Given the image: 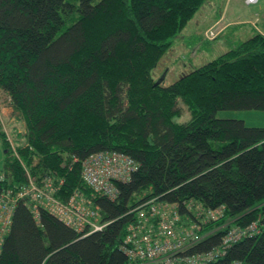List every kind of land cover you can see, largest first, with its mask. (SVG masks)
<instances>
[{"label":"trees","instance_id":"16d2710c","mask_svg":"<svg viewBox=\"0 0 264 264\" xmlns=\"http://www.w3.org/2000/svg\"><path fill=\"white\" fill-rule=\"evenodd\" d=\"M209 3L217 1L0 0V103L22 128L8 132L16 157L0 125V199L13 206L0 264H132L127 228L157 218L143 201L175 205V228L201 224L191 201L222 207L189 254L220 252L226 227L254 224L208 264H264V128L216 117L264 111V35L167 85L152 76ZM106 152L134 165L129 180L113 182V199L82 177V163ZM46 178L59 202L82 196L102 229L76 231L32 208L29 195L18 197L30 179L40 186Z\"/></svg>","mask_w":264,"mask_h":264},{"label":"built area","instance_id":"2783aa9c","mask_svg":"<svg viewBox=\"0 0 264 264\" xmlns=\"http://www.w3.org/2000/svg\"><path fill=\"white\" fill-rule=\"evenodd\" d=\"M249 2H254V0H249ZM1 118L3 116H1L0 111ZM0 125L7 135L13 154L17 157L3 120L0 121ZM133 169L134 165L130 159L116 153L106 152L104 155L90 157L88 161L82 163V177L87 186L94 192L108 195L109 198L113 199L115 191L110 185V181L114 179L129 180V174ZM33 182L30 179L29 188H20L18 193L19 198L23 194L30 196V201L33 203L32 208L43 207L47 212L76 231H82L86 227L93 232L103 227L97 223L98 213L92 211L89 204L87 205L85 199L79 194H74L66 204H63L54 198L57 187L51 179H44L40 186H36ZM142 206L153 207L151 215L157 216V218L155 222H147V219L144 218L138 224L127 228V234L123 241V251L131 260L136 259L137 264H154L155 261L158 262L157 259L163 261V264H208L217 256L222 255L232 243L240 238L250 236L255 230L253 224L245 228H229L221 239L222 250L220 252L189 254V251L201 239L199 234L201 224L207 220L222 217L223 208L202 212L199 209V204L191 201L188 206L197 210V216L201 214V224L188 221L187 225H180L175 228L173 224L179 219L173 212V209L176 210L175 205L164 203L158 204L156 207L152 203ZM12 207V204L8 205V201L0 199V242L10 224ZM35 217L37 220V214ZM166 241L168 244L161 246Z\"/></svg>","mask_w":264,"mask_h":264},{"label":"rangeland","instance_id":"374dc122","mask_svg":"<svg viewBox=\"0 0 264 264\" xmlns=\"http://www.w3.org/2000/svg\"><path fill=\"white\" fill-rule=\"evenodd\" d=\"M213 1H217V3H209V5H207L209 8L207 12L209 13L212 10V13L209 14L208 17L206 16L205 18H203V20L199 19L198 17H195L194 19L193 17L192 20L186 25L184 30L180 33V36L174 39V43L171 46V49L166 53L165 56H163V58L159 62V65L152 72L154 80H161L162 82H164L163 80L165 79L166 83L173 82L178 77H180L179 74L181 73V71H184V68L182 69L183 64H186L187 70L191 71L192 69L206 63L207 61L212 60L217 55L223 53L228 48V46L247 39L249 35L246 34L248 30L252 29L249 28V25L247 24L229 27L224 33H222L223 35H219L220 37L218 41L204 42L194 36L193 32H195L196 27L202 25L203 23H205L206 25L211 18L212 20L217 21L218 19H220V17H224L222 23L225 24L227 23V20L239 17L240 15H244V13L246 12H249L248 15H250L258 8H261L262 11H264V0H258L255 5H244L243 0ZM245 1L247 4L250 3L249 0ZM215 11L216 13L214 14ZM212 34L216 33L212 32ZM172 66L175 68V70L171 72L170 67ZM160 78H162L163 80ZM0 111L1 116H3L0 121H5L6 131L8 130L9 125H14L22 130L21 124L15 122L12 118L9 117V113L7 110H5V107L3 105H0ZM216 117L220 119H239L243 120L244 124L247 127L264 128V111L226 110L218 111L216 113ZM183 120H186V117H184ZM2 156L3 154L0 146V170L2 168ZM152 208L153 207L147 209H150L151 211Z\"/></svg>","mask_w":264,"mask_h":264},{"label":"crops","instance_id":"0c3cea01","mask_svg":"<svg viewBox=\"0 0 264 264\" xmlns=\"http://www.w3.org/2000/svg\"><path fill=\"white\" fill-rule=\"evenodd\" d=\"M257 2H258V0H256V2H254V3L247 4L246 1L243 0L244 5H255ZM211 13H212V10L209 13L207 11L206 12H203V11L198 12L197 14H195L196 16L194 15V19H195V17H198L199 19L203 20V18H205L206 16L208 17L209 14H211ZM215 13L216 12H214V14ZM248 14H249V12H246V13H244V15H240L239 17H236V18H231L230 20H227V23H225V24L222 23L224 20V17H222V18L220 17V19H218L217 21L212 20V18H211L206 25H205V23H203L202 25H200L198 27L195 26L196 30H195V32H193V34L199 40H202L204 42H206V41H209V42L218 41L219 37H220L219 35L224 33L229 27H235L237 25L241 26V25L247 24V25H249V28H252V29L248 30V32L246 34V35H249V37L252 36L256 32H259L260 34L264 35V11H262L261 8H258L254 12H252L250 15H248ZM219 24H221V25H219ZM209 29H211L212 32L216 33V37L214 39H212V41L211 40H205V38H204L205 32ZM228 48H229V46H228ZM183 66H184V71H181V73H185L186 71H189V70H187V67L185 64H183ZM170 69H171V72L175 70V68L173 66L170 67ZM164 83H165L164 85L169 84V83H166V81ZM1 98H4V100H5L4 95L0 92V99ZM5 110H7L8 113L10 114L11 110L7 106H6Z\"/></svg>","mask_w":264,"mask_h":264},{"label":"bare ground","instance_id":"6f19581e","mask_svg":"<svg viewBox=\"0 0 264 264\" xmlns=\"http://www.w3.org/2000/svg\"><path fill=\"white\" fill-rule=\"evenodd\" d=\"M114 181H124V179H114V180H111L110 181V185L112 186V188L114 189V198H115V196H116V189L114 188V185H113V182ZM94 192V191H93ZM95 194H98V193H96V192H94ZM100 195H103V196H106V197H108L109 198V196L108 195H104V194H100ZM91 204V203H90ZM146 204H152L151 203V201H143L142 202V205H146ZM199 209L201 210V211H207V210H205V209H203V208H201L200 206H199ZM174 210V209H173ZM209 210H212V209H209ZM138 214V213H137ZM147 214V213H146ZM138 216V215H137ZM144 216V215H143ZM148 217H150V216H148ZM153 216H151L150 217V219L152 218ZM154 218V217H153ZM218 217H216L215 219H217ZM215 219H213V220H215ZM254 225V224H253ZM256 227V226H255ZM235 243V242H234ZM168 244V242L166 241V242H164L161 246H165V245H167ZM126 257L129 259V261L132 263V264H137V261H136V259L135 260H131L130 259V257L126 254ZM236 263V262H235Z\"/></svg>","mask_w":264,"mask_h":264},{"label":"clouds","instance_id":"9594fccd","mask_svg":"<svg viewBox=\"0 0 264 264\" xmlns=\"http://www.w3.org/2000/svg\"><path fill=\"white\" fill-rule=\"evenodd\" d=\"M237 227H239V226H237ZM102 229V228H101Z\"/></svg>","mask_w":264,"mask_h":264}]
</instances>
